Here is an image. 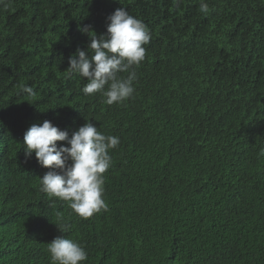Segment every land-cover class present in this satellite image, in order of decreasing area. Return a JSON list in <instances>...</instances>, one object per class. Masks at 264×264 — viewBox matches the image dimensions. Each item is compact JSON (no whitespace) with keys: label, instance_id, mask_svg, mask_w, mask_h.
<instances>
[{"label":"trees","instance_id":"trees-1","mask_svg":"<svg viewBox=\"0 0 264 264\" xmlns=\"http://www.w3.org/2000/svg\"><path fill=\"white\" fill-rule=\"evenodd\" d=\"M204 2L0 0V264H52L62 222L82 264H264V0ZM121 7L151 39L133 95L107 105L68 58ZM45 120L120 138L106 211L40 191L48 169L22 144Z\"/></svg>","mask_w":264,"mask_h":264},{"label":"clouds","instance_id":"clouds-1","mask_svg":"<svg viewBox=\"0 0 264 264\" xmlns=\"http://www.w3.org/2000/svg\"><path fill=\"white\" fill-rule=\"evenodd\" d=\"M200 12L207 15L209 6L204 0ZM89 38L87 51L77 49L68 58V72L86 78L85 94L101 93L104 103L112 105L130 98L137 80L136 67L144 61L151 35L144 22L121 7L107 17L106 34H97L91 26L80 29ZM127 73L126 76L120 75ZM21 91L35 95L31 86ZM57 142H62L59 146ZM120 138L105 135L89 120L73 131L61 130L51 121L32 124L23 136L26 158L34 157L48 171L39 178L40 191L69 201V207L81 218H89L107 210L104 196V173L112 166L110 150L117 148ZM56 226V225H55ZM60 235L47 244L52 264H82L87 260L84 247L65 234L70 225L57 227Z\"/></svg>","mask_w":264,"mask_h":264}]
</instances>
